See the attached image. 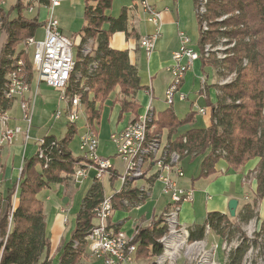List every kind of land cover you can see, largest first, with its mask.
<instances>
[{
	"label": "trees",
	"instance_id": "trees-1",
	"mask_svg": "<svg viewBox=\"0 0 264 264\" xmlns=\"http://www.w3.org/2000/svg\"><path fill=\"white\" fill-rule=\"evenodd\" d=\"M16 0L11 10L16 16L9 19V12L0 8V29L7 38L0 52V116L6 115L14 100L5 98L6 75L17 69L30 84L32 72L27 52L19 50L21 43L34 37L44 22L37 17L27 18L24 11L28 3ZM112 0H84L83 20L86 22L78 32L80 43L74 54V68L66 87L67 95L76 94L83 106L85 126L91 131L100 118V106L116 89L120 98L114 103L120 105L119 119L131 113L133 120L138 117L139 104L132 100L143 89L139 85L137 69L129 62L126 50L109 47V38L115 32L127 33L126 9L117 17L107 12ZM40 5H48L38 0ZM194 6L196 0H193ZM205 12L196 15L199 29L196 49L200 52L201 69L211 68L218 83L212 85L217 91L215 100L205 96L209 108V122L204 128H192L180 135L179 127L193 123L194 112L189 111L181 119L171 108L154 115L150 122L153 127L151 137L167 132V153L176 152L181 160L202 157L198 178L214 174L219 160L227 164V171H238L249 161L258 159L255 167L256 192L251 204L243 208V213L234 218L228 214L208 213L203 225L188 228V242L204 238L205 226L217 236L230 239L235 232H241V225L257 217V202L264 198V0H207ZM206 25V29L202 25ZM106 26V27H105ZM94 44V45H93ZM23 46V45H22ZM90 51L84 53L85 47ZM209 47L205 53L204 49ZM221 46V50L218 47ZM217 52L222 57H217ZM21 61L22 65H16ZM232 80L221 85L228 76ZM131 98V100H127ZM65 135L58 139L52 134L42 136L34 155L24 158L18 180L16 204L12 221L8 228L11 211L12 185L3 196L0 212V264H51L48 260L50 242L46 235L43 204L37 195L50 184H66L78 168L90 164L83 156H74L69 149L76 124L68 123ZM174 138L172 140V136ZM118 173L111 171L109 180L113 186ZM104 198L100 179L85 193L81 207L75 217V225L70 240L61 248L58 264H77L85 252V238L94 220V209ZM148 194L129 184L112 196L113 209L130 208L141 205ZM124 202L128 206L124 205ZM162 215L151 223L138 228L132 240L136 246L135 259L145 261L159 257L163 248L159 240L166 227ZM6 237V239H5ZM256 238H260L259 243ZM258 243L260 254H264V222L255 236L253 245ZM248 240L231 252L227 264H241L249 249ZM148 264V263H139Z\"/></svg>",
	"mask_w": 264,
	"mask_h": 264
},
{
	"label": "crops",
	"instance_id": "crops-1",
	"mask_svg": "<svg viewBox=\"0 0 264 264\" xmlns=\"http://www.w3.org/2000/svg\"><path fill=\"white\" fill-rule=\"evenodd\" d=\"M23 2L25 4L28 3L27 0H24ZM63 2L68 4L67 13L69 17H71L70 21L67 23V31L64 29L66 28L64 20H56L59 23L61 33L74 43L73 48L76 51V47L80 43L78 32L86 23L83 20L84 0H65ZM63 2L57 7H60ZM15 3L16 0H0V8L5 13L9 12V19L16 16V11L11 10ZM150 3L156 10L162 12L159 23H153L147 20V16L144 14L141 7L133 0H112L111 9L107 12L111 16L117 17L123 8L126 9L127 33L115 32L112 34L109 38V47L115 50H126L128 52L129 62L137 69L139 85L143 89L139 90L132 100L139 104L138 116L143 113L145 114L149 105L152 108L153 115H156L158 112L167 108H171L175 116L179 119L183 118L185 113L191 110L194 112L193 123L179 127L177 134L180 135V132L183 133L192 128H204L208 124V122L205 123L204 117H208L209 112L205 96H208L210 101H214L217 91L212 87V85L216 84V81L212 82V84L207 83V76H209V74H212L215 79L214 71L211 68H205L202 70L200 59L191 65L184 76L180 91L185 94V100L180 101L175 97L171 106L167 105L164 101V92L171 82V74L169 73L168 68L172 62V54L178 50L180 45L179 33L184 32L190 39L195 37L197 40L198 38L199 29L197 26V17L193 0H150ZM42 6L44 7L45 5L43 4L41 7ZM31 9L33 10V8ZM145 36L154 37L153 51L150 55H147L143 48L139 46V40ZM5 38H7L5 32L0 29V52L6 42ZM196 40L193 44L195 48L197 46ZM20 47L21 45L19 46V50ZM195 77L199 80V86L198 90L196 89L194 91L192 87ZM202 81L204 82L202 83ZM38 85L39 83L32 76L30 91L27 94L26 99L33 101V110H35V96ZM190 94H193L192 101L189 100ZM120 97L121 96L116 89L100 106L101 120L103 117L107 120V130L105 131L107 137L109 136V140L112 133L120 131L134 119V116L131 113H125L119 119L120 105L114 103V100ZM127 100H131V98H127ZM154 100L159 102L163 101L162 103H164L165 109L163 107V109L156 112L153 106ZM15 102L18 103L20 116H7L8 126L19 127L22 133L17 136L12 144L0 148V191L3 196L6 195L8 189L12 187V185L16 186V184H18L22 162L25 158L22 157V152L26 153L27 150V144H23V146L19 144L20 140L24 138V133L27 131V128L25 131V124L22 119L23 113L19 106V101L14 100L10 109L7 111V115L10 114ZM198 102L202 103L201 108L206 109L205 115L201 116L197 113L198 106L193 107V104ZM60 106L63 107V105ZM186 106L188 109H186ZM182 113H184L183 116H180ZM200 117L204 119H200ZM1 130L2 128L0 126V132ZM95 132L99 141L100 134L96 127ZM163 133H166V131ZM40 138H42V136ZM173 138L174 135L172 136V140ZM37 142L38 139H36V144ZM69 149L72 152L70 146ZM36 150L37 149H35V152ZM108 158L111 159V157ZM183 160L180 161L181 168ZM111 163L114 166L116 165V162ZM257 163L258 159L251 160L238 171L240 173L247 172L248 170H251V168H255ZM215 171L214 174L208 177H202V179H197L200 169L195 177L192 175L187 176L183 171V177L177 180L176 183H178L179 187L193 191V200L191 202L183 203L179 209V222L185 227L190 228L194 225H203L207 214L211 212L217 211L221 214H227L228 201L232 199L237 201L235 216H239L243 213L244 206L251 204L255 199V182L252 181L245 184L243 180L245 175L240 182V174L238 175L237 172L229 175L227 173V164L224 160L218 161L215 165ZM95 177L96 171L93 168H88L84 178L74 179L71 177L66 184H50L48 188L38 192L37 198L43 204L46 235L50 242V252L47 256L51 264H58L61 248L64 243L70 240L71 231L75 225V217L81 207V199H83L85 193L93 184V179ZM104 177L107 179L108 185L112 186L109 177ZM104 177L100 178L103 189L104 183L102 180ZM148 184L151 186L148 198H146L139 207H136L135 210L133 207H117L114 209L110 218L111 224L127 235H133L138 228L148 226L153 219L162 215L165 207L168 205L169 200L165 201L162 197L165 194L162 192L161 184L152 181ZM117 187L118 185H115L114 188ZM247 189L250 193H246ZM160 201L161 204L158 205ZM157 205L160 206V209ZM156 209L161 211L156 213ZM256 212L258 213L257 223L260 228L261 224L264 222V198L257 202ZM95 261L96 260L92 259L85 249L83 257L77 264L99 263H95ZM139 262L141 263V261Z\"/></svg>",
	"mask_w": 264,
	"mask_h": 264
},
{
	"label": "built area",
	"instance_id": "built-area-1",
	"mask_svg": "<svg viewBox=\"0 0 264 264\" xmlns=\"http://www.w3.org/2000/svg\"><path fill=\"white\" fill-rule=\"evenodd\" d=\"M47 2V18L44 21L43 38L38 40L36 38H28L25 41L24 51L28 52V48H33L32 59L30 60L31 72L34 79L40 84L47 87L59 90V101L63 103L62 109L55 112V119L60 120L65 117L66 122L76 124L80 119H84L83 106L80 103L79 97L74 95H67L66 87L70 80V75L74 68V43L65 37L59 28V23L52 16V11L65 0H45ZM143 10L147 16V20L158 23L161 19V11L155 9L150 3V0H133ZM207 0H196L195 13L201 15L205 12L204 5ZM28 12H32L29 8ZM202 28L205 30L206 25ZM152 36H145L139 40V46L143 48L147 55L153 51ZM179 48L172 54V62L168 68L171 74V82L164 92V101L171 106L173 100L177 97L178 100L184 101L186 96L180 91L184 76L191 65L198 61L200 52L193 46L191 39L184 32L179 33ZM85 47L83 52L86 54L90 50ZM209 50L207 46L204 49L206 53ZM16 65L21 66L22 62L17 61ZM6 84L4 89V96L10 100L19 101V106L23 113V121L26 124L27 131L24 133V145L28 139V131L31 126L33 115V101L26 99L30 91V84L26 81L24 75L21 74V69H17L6 75ZM204 81H202L203 83ZM197 113L205 115V108H197ZM264 114V108H263ZM152 108L149 105L145 114L138 116L136 120L130 121L123 129L114 132L110 136V141L115 147L116 154L114 155L123 163V169L118 170V187L112 190L109 196H105L101 203L94 209V220L85 240V249L89 251L90 257L96 258L102 264H135L136 246L131 242L136 234L127 235L119 231L111 224L110 218L113 214L112 196L119 192L123 186L129 184L132 188L139 189V191L150 192V181L158 182L162 186V192L168 197L169 202L162 213L163 223L166 227L165 234L159 240L162 245L163 252L157 257L156 261L163 260L167 253L172 255L174 253V245L181 246L188 242L189 232L188 228L179 222L180 207L185 202L193 200V191L190 189H183L178 186L177 179L183 177V170L180 166V155L176 152L167 153L166 142H162L163 134L158 137H151L153 127H150V122L153 117ZM84 117V118H83ZM0 148L13 143L15 138L20 135L21 129L19 127H9L8 117L6 115L0 116ZM41 139V138H40ZM38 143H41V140ZM98 137L95 130H89L86 127L85 132L79 137L78 148L83 156L90 164H86L87 168H78L74 171L72 177L74 179L84 178L86 170L93 168L96 171V177L100 179L104 174L108 177L111 171H115L110 158H101L98 156ZM154 169V173H152ZM138 181L145 182L142 188L135 184ZM3 202V195L0 191V212ZM14 199L12 198L11 211L8 215V228H10L12 221V213L14 210ZM125 206H128L124 202ZM140 205H134L139 207ZM132 208V207H130ZM260 229V228H259ZM259 229L255 231L257 234ZM210 231L209 226H205L204 235ZM176 237L174 240L173 238ZM205 238V236H204ZM6 239V237H5ZM238 241H221L220 245L215 244L213 247L224 252L226 258L236 249L242 242ZM255 240V238H254ZM260 241V238H256ZM204 239L200 241L191 242L192 245H202ZM189 243V242H188ZM236 245H235V244ZM249 243V242H248ZM176 248V247H175ZM201 248V247H200ZM259 249V248H258ZM254 250L253 246L247 250L249 253ZM170 251V252H169ZM217 251V250H216ZM207 264H219L215 262L213 257L210 259V250L206 253ZM160 264V263H159Z\"/></svg>",
	"mask_w": 264,
	"mask_h": 264
},
{
	"label": "rangeland",
	"instance_id": "rangeland-1",
	"mask_svg": "<svg viewBox=\"0 0 264 264\" xmlns=\"http://www.w3.org/2000/svg\"><path fill=\"white\" fill-rule=\"evenodd\" d=\"M27 2H29L28 8L31 7V8H33V10H32V12H28V11L25 12L24 11V15L27 18L37 17L40 22L46 21V18L48 16V14H46V6L47 5H45L44 7L43 6L41 7V5L38 3V0H27ZM67 5H68L67 3L63 2L60 7L54 8V10H53V17L55 19H59V20L63 19L64 23H66V28H64L65 31H67V27H68L67 23L71 19V17H69V15L67 13ZM34 38H36L38 40L43 38V29L42 28L37 30ZM195 40H196L195 37L191 38V43L194 44ZM24 47H25V44L21 43L20 49L24 48ZM221 48H222L221 46L218 47V49H220V50H221ZM32 55H33V48H28L27 56H28L29 62L32 59ZM217 57H222V54L217 52ZM207 77H208L207 78L208 84L209 83L212 84V82H214V81H216V83H218L216 76H215V79L213 78L212 74L211 75L209 74V76H207ZM233 77H234L233 75L226 77L223 81H221L220 84L223 85V84L229 82L230 80L233 79ZM198 86H199V80L197 77H195L192 89L194 91L196 89L198 90ZM34 88H35V85H34ZM59 93L60 92L58 89L47 87L46 85H44L42 83H40L38 85L37 90H36V96H35V107H34L35 110H33V117H32V121H31L30 130L27 133L28 134V141L26 142L27 150H26V153L22 152L23 158L24 157L29 158L32 155H34L35 149H37L36 139L39 140L41 136H44L45 134H52V135L56 136L58 139H60L65 135V133L68 129V124L66 122V119H64L65 117H62L60 120H56L55 116H54L55 112L58 109H62V107L60 105H63V103L59 101ZM192 99H193V94H190L189 100L192 101ZM162 102H159L157 100L153 101V103H154L153 106H154L156 112L158 110L163 109V107L165 109V105ZM201 105H202V103L198 102L196 104H193V107L198 106V108H201ZM186 109H188L187 106H186ZM183 114L184 113H182L180 116H183ZM10 115L12 117H14V116L19 117L20 116V111H19L17 102H15L13 104L10 114H8L7 116L11 117ZM204 118H205V123L209 122V112H208V117L206 116ZM204 118L200 117V119H204ZM263 120H264V114H263ZM23 123L25 124V122H23ZM95 126L98 129V132L100 134V138L98 141L100 143H98L99 146H98V150H97L98 156H100L103 159L111 157V159H109V160L113 163L116 162V165L115 166L113 165V167L115 168V171L117 172L118 170L119 171L122 170L124 167L123 163L114 156L116 154L115 147L112 144V142L109 140V136L107 137V133L105 131V130H107V120L104 119V117L101 120V117H100L99 121L96 123ZM76 128H77V133L74 135V138L71 141L69 146L71 147L72 153L74 156H81V153H80L79 148H78V144H79L80 135H82L86 130L84 119H80L78 122H76ZM25 131H26V124H25ZM180 133H182V132H180ZM176 135H179V134H176ZM162 138H163L162 142L163 143L166 142L167 132L163 133ZM107 141H108V143H107ZM19 144H21V146H23V144H24L23 139L20 140ZM6 146H8V145H6ZM117 160H118V162H117ZM201 161H202V157H198V158L194 159L193 161H190V159H188V158L184 159L182 161V168H183L185 175H187V176L192 175L193 177H195L199 172ZM235 172H237L238 175L240 174L239 175L240 182H241L242 177L245 175L244 176L245 178L243 179L245 184H248L249 182H252V181L255 182V184H256L255 168H251V170H248L247 172H241V173L239 171H235ZM235 172L234 171H228L227 173L229 175H231V174H235ZM152 173H154V169H152ZM104 176H107V175L104 174L102 177H104ZM102 181L104 183V194L106 197L111 194L112 189L113 190L115 189L114 188L115 185L119 184V181L116 180L114 182L113 186H110V185H108V181L105 177L103 178ZM135 185L139 188H142L145 185V182L138 181V182H136ZM16 188H18V184H16V186L14 188L15 191H14L13 196H12V198L14 199V204H16V202H17L16 201V198H17L16 197V193H17ZM248 192L249 191L247 189L246 193H248ZM162 197L164 198L165 201L169 199L165 195H163ZM160 204H161V201L159 202L158 205H160ZM158 205H157V207L159 208L160 206H158ZM133 208H134V210L136 209V207H133ZM159 209L155 210L156 213L161 211ZM257 222H258V213H257V217H254L253 219L249 220V222L247 224H242L241 225V232H235V234H233L234 236L231 237L230 239L228 238V235L222 236V237L217 236L214 232H212L210 230L207 235H204L205 238H203L204 241L202 242V245L201 244L200 245H198V244L192 245L191 243H188V242L186 244L183 243L181 246H178L175 244L174 246L176 247V250L174 251V253L172 255L168 256V254H167V257H165L163 260H161L159 262L156 261L157 258H155L152 261H150V260L141 261V263H148V264H159V263L160 264H207L205 255L210 250V257H209L210 259L213 257L215 262H218L219 264H227L229 256H228V258H226V255L224 254V252L222 253L220 248L216 249L213 246L215 244L220 245L221 241L224 239L226 241L228 240V241H238L239 242V239L246 238L249 242L248 244L250 245L249 248L252 245L254 250H252L250 253L248 251L245 253V255L241 261V264H264V254H260L261 252L258 249L259 248V246H258L259 241L257 240L258 243L256 242V245H253V243H252L254 241L255 236H256L255 231H257L259 229ZM119 231H121V230H119ZM173 239L175 240L176 237H174ZM87 252L90 256L89 251H87ZM91 258L96 260L95 263L99 262L98 264H102L96 258H93L92 256H91ZM134 262H135V264L140 263L136 259Z\"/></svg>",
	"mask_w": 264,
	"mask_h": 264
},
{
	"label": "water",
	"instance_id": "water-1",
	"mask_svg": "<svg viewBox=\"0 0 264 264\" xmlns=\"http://www.w3.org/2000/svg\"><path fill=\"white\" fill-rule=\"evenodd\" d=\"M237 207V201L236 200H229L228 201V205H227V208H228V213L230 215V217L234 218L235 217V210Z\"/></svg>",
	"mask_w": 264,
	"mask_h": 264
},
{
	"label": "bare ground",
	"instance_id": "bare-ground-1",
	"mask_svg": "<svg viewBox=\"0 0 264 264\" xmlns=\"http://www.w3.org/2000/svg\"><path fill=\"white\" fill-rule=\"evenodd\" d=\"M176 250V248L174 247V250L173 251H175ZM170 252V251H169ZM167 254H170V253H167ZM167 257V256H166Z\"/></svg>",
	"mask_w": 264,
	"mask_h": 264
}]
</instances>
